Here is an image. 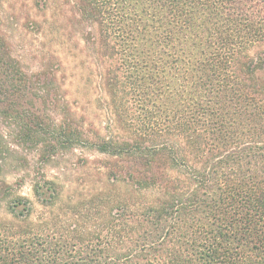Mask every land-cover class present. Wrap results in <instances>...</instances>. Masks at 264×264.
I'll use <instances>...</instances> for the list:
<instances>
[{"label": "trees", "instance_id": "obj_1", "mask_svg": "<svg viewBox=\"0 0 264 264\" xmlns=\"http://www.w3.org/2000/svg\"><path fill=\"white\" fill-rule=\"evenodd\" d=\"M65 4L96 27L106 123L60 113L57 75L25 71L0 29V264H264V0ZM15 147L104 156L102 186L42 174L25 195L2 173Z\"/></svg>", "mask_w": 264, "mask_h": 264}, {"label": "rangeland", "instance_id": "obj_2", "mask_svg": "<svg viewBox=\"0 0 264 264\" xmlns=\"http://www.w3.org/2000/svg\"><path fill=\"white\" fill-rule=\"evenodd\" d=\"M47 1L0 0V29L25 71L57 75L53 87L70 109L69 114L62 106L60 113L67 112L88 127H102L106 123L102 108L105 94L93 72L92 50L85 43L87 33L96 34V27L78 23L73 4H65L66 0H50L51 9L46 7ZM252 53L264 55V46ZM104 159L84 149L63 150L44 164L37 151L15 147L5 155L2 173L10 184L21 183V192L31 197L33 183L44 174L62 183L68 196L79 198L102 186L104 177L99 166ZM3 211L0 203V216Z\"/></svg>", "mask_w": 264, "mask_h": 264}]
</instances>
